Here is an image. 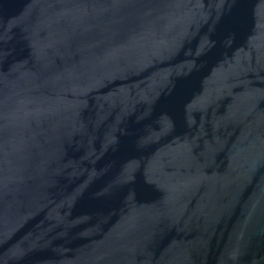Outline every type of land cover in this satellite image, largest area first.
<instances>
[{
	"label": "water",
	"instance_id": "obj_1",
	"mask_svg": "<svg viewBox=\"0 0 264 264\" xmlns=\"http://www.w3.org/2000/svg\"><path fill=\"white\" fill-rule=\"evenodd\" d=\"M0 264H264V0H0Z\"/></svg>",
	"mask_w": 264,
	"mask_h": 264
}]
</instances>
